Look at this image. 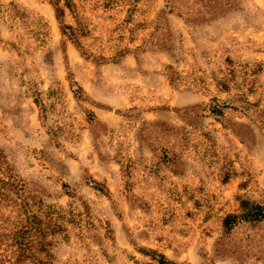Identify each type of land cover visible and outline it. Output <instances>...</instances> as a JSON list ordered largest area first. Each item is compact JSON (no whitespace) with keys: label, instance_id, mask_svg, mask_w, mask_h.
Returning a JSON list of instances; mask_svg holds the SVG:
<instances>
[{"label":"clouds","instance_id":"9594fccd","mask_svg":"<svg viewBox=\"0 0 264 264\" xmlns=\"http://www.w3.org/2000/svg\"><path fill=\"white\" fill-rule=\"evenodd\" d=\"M0 264H264V0H0Z\"/></svg>","mask_w":264,"mask_h":264},{"label":"rangeland","instance_id":"374dc122","mask_svg":"<svg viewBox=\"0 0 264 264\" xmlns=\"http://www.w3.org/2000/svg\"><path fill=\"white\" fill-rule=\"evenodd\" d=\"M105 7H109V5H108V4H106V5H105Z\"/></svg>","mask_w":264,"mask_h":264}]
</instances>
